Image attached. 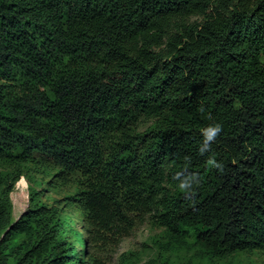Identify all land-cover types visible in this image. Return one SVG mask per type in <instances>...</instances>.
I'll use <instances>...</instances> for the list:
<instances>
[{"label": "trees", "instance_id": "trees-1", "mask_svg": "<svg viewBox=\"0 0 264 264\" xmlns=\"http://www.w3.org/2000/svg\"><path fill=\"white\" fill-rule=\"evenodd\" d=\"M212 122L222 172L198 152ZM52 171L104 252L148 213L209 258L264 252V0H0V264H83L33 187Z\"/></svg>", "mask_w": 264, "mask_h": 264}, {"label": "rangeland", "instance_id": "rangeland-1", "mask_svg": "<svg viewBox=\"0 0 264 264\" xmlns=\"http://www.w3.org/2000/svg\"><path fill=\"white\" fill-rule=\"evenodd\" d=\"M190 21L202 22L203 17L192 16ZM150 125L151 120H142L138 130L142 131ZM53 174L54 171L45 175L36 174L33 187L41 192L42 200L64 206L62 217H69L65 219L63 234L83 257V264H90L92 255L104 259L107 264H264V252L261 251L239 253L225 258H209L193 245V238L190 236L186 237L183 243L172 239L165 228L155 221L152 213L144 215L127 235L120 238L117 244L108 247L105 252L99 247H92L81 224L82 214L75 200V181L61 184ZM77 176L78 174H75V177ZM22 179L25 180L24 184ZM28 185L26 178L20 176L9 194L14 220L28 208ZM76 231L81 232L82 237L77 235ZM83 241L84 244L87 243L84 245V251Z\"/></svg>", "mask_w": 264, "mask_h": 264}, {"label": "clouds", "instance_id": "clouds-1", "mask_svg": "<svg viewBox=\"0 0 264 264\" xmlns=\"http://www.w3.org/2000/svg\"><path fill=\"white\" fill-rule=\"evenodd\" d=\"M200 111H205L203 106H201ZM209 119H211L210 115ZM222 130L223 125L220 122H212L200 128L199 131L202 139L198 146L199 154L204 155L205 153H212V146L217 141V138L222 134ZM206 164L209 168H214L220 172H222L225 167L223 161L218 160L214 153L208 156ZM174 179L178 181V190L183 192L186 196L195 195L196 186L200 183V178L197 173L178 172L176 173Z\"/></svg>", "mask_w": 264, "mask_h": 264}, {"label": "bare ground", "instance_id": "bare-ground-1", "mask_svg": "<svg viewBox=\"0 0 264 264\" xmlns=\"http://www.w3.org/2000/svg\"><path fill=\"white\" fill-rule=\"evenodd\" d=\"M21 182V181H20ZM22 183L24 184L25 183V180L22 179Z\"/></svg>", "mask_w": 264, "mask_h": 264}, {"label": "water", "instance_id": "water-1", "mask_svg": "<svg viewBox=\"0 0 264 264\" xmlns=\"http://www.w3.org/2000/svg\"><path fill=\"white\" fill-rule=\"evenodd\" d=\"M85 244H87V243H85Z\"/></svg>", "mask_w": 264, "mask_h": 264}]
</instances>
